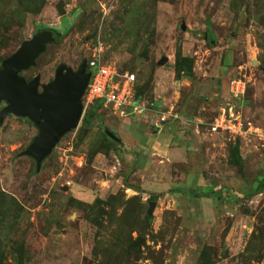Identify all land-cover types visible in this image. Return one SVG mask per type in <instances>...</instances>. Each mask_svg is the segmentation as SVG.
<instances>
[{
  "label": "rangeland",
  "instance_id": "obj_1",
  "mask_svg": "<svg viewBox=\"0 0 264 264\" xmlns=\"http://www.w3.org/2000/svg\"><path fill=\"white\" fill-rule=\"evenodd\" d=\"M45 28L56 41L21 72L39 76V91L59 64L76 69L100 46L105 61L135 74L143 107L125 115L82 98L78 126L39 171L20 155L36 127L25 117L3 118L1 202L13 199L18 210L0 217L2 263L264 264V189L253 194L264 187V0H0L3 58ZM177 54L192 58L191 76L175 77ZM237 77L251 131L200 132L185 142L186 161L165 159L184 115L211 120ZM171 108L179 117L157 127ZM235 147L241 166L233 163ZM189 172L198 180L184 182Z\"/></svg>",
  "mask_w": 264,
  "mask_h": 264
},
{
  "label": "water",
  "instance_id": "obj_2",
  "mask_svg": "<svg viewBox=\"0 0 264 264\" xmlns=\"http://www.w3.org/2000/svg\"><path fill=\"white\" fill-rule=\"evenodd\" d=\"M61 14L63 9L57 5ZM52 29H40L24 40L10 55L0 61V122L9 114L25 117L36 127V134L20 152L35 161V170L39 171L42 161L67 132L75 129L83 114L82 96L89 80L90 71L86 69L84 59L76 69L59 64L53 78L41 84L39 76L27 80L21 74L36 64V59L46 49V45L56 41ZM167 58L160 60V64ZM112 139L119 140L112 132L105 130ZM155 206L151 202L150 214ZM197 236L201 238L200 233ZM142 238L134 241L137 245Z\"/></svg>",
  "mask_w": 264,
  "mask_h": 264
},
{
  "label": "built area",
  "instance_id": "obj_3",
  "mask_svg": "<svg viewBox=\"0 0 264 264\" xmlns=\"http://www.w3.org/2000/svg\"><path fill=\"white\" fill-rule=\"evenodd\" d=\"M101 50L99 46L92 58L86 60L90 76L82 96L84 103L99 102L101 108L117 109L125 115L140 111L143 105L135 97V74L119 72L115 64L104 60ZM245 89L243 79L237 77L230 81L229 100L220 105L213 118L205 123L206 133L236 137L251 131V122L243 118L240 109ZM170 116L179 117V114L172 108L162 111L157 126L160 127ZM194 121L196 133H200L199 124L203 122L198 118Z\"/></svg>",
  "mask_w": 264,
  "mask_h": 264
},
{
  "label": "trees",
  "instance_id": "obj_4",
  "mask_svg": "<svg viewBox=\"0 0 264 264\" xmlns=\"http://www.w3.org/2000/svg\"><path fill=\"white\" fill-rule=\"evenodd\" d=\"M2 47L3 46L0 43V50H1ZM2 58H3V56L0 55V60ZM173 68H174V74H175L176 78H179L182 75L191 76L192 75V58L190 56H185V55L183 56L181 54H177L176 58H175V61L173 63ZM134 88H135V97L136 98H141L140 97L141 93H140V91L138 89V84H136V81H135ZM95 104L100 105L99 102H97ZM83 122H84V118H83ZM233 156H234L233 163L235 165L241 166L242 165V163H241V159L242 158L240 157V154L238 152L237 147L234 148ZM263 189H264V187H262L261 185H256V187L254 188L253 194L262 192ZM177 191H180V190L178 189ZM181 191H183V190H181ZM208 191L210 193L212 192L211 189H209ZM208 191L207 192H196L195 190H193V193H194L193 195H195V196H203L204 195L206 197H210V193ZM1 193L3 194V192H0V203H2V207H0V213L2 212V214H0V217H2L4 215V213H10L11 211L13 212L14 207L16 208L15 211L18 210V208H17L18 204L13 199L8 198V199H6V201L1 202L2 197H3L1 195ZM156 196H157V193L152 192V193H150L149 198L150 199H155ZM247 196L250 197L251 195H247ZM109 216H110V218L112 220H114V223L118 222V220H120V218L118 216H115V214L113 212H111V211H109ZM145 218L149 222L151 217L148 214H145ZM1 219L2 218H0V220ZM114 231H117V229L114 230ZM0 264H3L1 260H0Z\"/></svg>",
  "mask_w": 264,
  "mask_h": 264
},
{
  "label": "crops",
  "instance_id": "obj_5",
  "mask_svg": "<svg viewBox=\"0 0 264 264\" xmlns=\"http://www.w3.org/2000/svg\"><path fill=\"white\" fill-rule=\"evenodd\" d=\"M218 108H217L215 114L217 113ZM194 118H198L203 122V123L199 124V129H200V132L202 134H204V135L206 134L205 123L209 122L210 119H206V118L200 117V116H193L192 119H190L189 116L184 115L183 120H182V126L184 127L182 129L183 134H181L182 136L178 142L174 141L172 143V147L168 148V146H167V147L163 148V156L165 157V159H168V160L173 159L172 161H175L178 157L181 156V159L183 158L182 160H185V161L187 160V149H186L187 143L185 144V142L188 141L190 138H193V137L196 138V137L200 136L196 133ZM156 126H157V124H156ZM184 154H186V155L184 156ZM196 180H198L196 175L192 172H189L183 181L186 183H190V182H193Z\"/></svg>",
  "mask_w": 264,
  "mask_h": 264
},
{
  "label": "flooded vegetation",
  "instance_id": "obj_6",
  "mask_svg": "<svg viewBox=\"0 0 264 264\" xmlns=\"http://www.w3.org/2000/svg\"><path fill=\"white\" fill-rule=\"evenodd\" d=\"M54 34L56 35V32H55ZM55 35H54V36H55ZM55 38H56V37H55Z\"/></svg>",
  "mask_w": 264,
  "mask_h": 264
}]
</instances>
